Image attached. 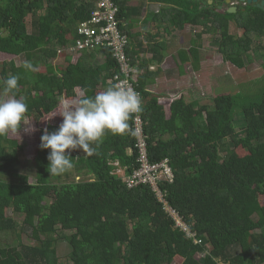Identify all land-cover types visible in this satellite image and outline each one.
Wrapping results in <instances>:
<instances>
[{
  "label": "trees",
  "instance_id": "obj_1",
  "mask_svg": "<svg viewBox=\"0 0 264 264\" xmlns=\"http://www.w3.org/2000/svg\"><path fill=\"white\" fill-rule=\"evenodd\" d=\"M98 1L0 0V53L23 59L20 65H0V91L9 74H19L17 98L27 103V118L39 122L56 112L61 99H73L77 91L93 96L115 84L119 64L113 50H77V28ZM113 1L128 37L125 56L139 71L132 82L142 99L150 162L168 160L171 169L172 178L159 184L163 202L150 185L127 184L139 167L133 116L124 133H105L96 154L73 150L74 167L58 176L48 172L43 133L26 165L19 142L0 137V259L16 248L17 264H61L67 248V264H172L177 257L182 264H264V91L255 98L243 87L238 98L220 95L211 104L184 96L172 102L168 117L147 89L153 82L148 65H161L165 57L140 61L141 54L161 45L139 43L131 51L132 26H124L143 15V5L131 9L126 0ZM148 1L161 10L150 12L146 22H160L166 30L213 31L224 62L262 60L264 68V11L244 8L232 15L219 10L224 0ZM232 25L241 36L231 33ZM199 39L179 55L194 71L201 68ZM61 56L63 69L53 64ZM25 62L36 71H26ZM73 174L78 182L62 181ZM166 206L202 243L177 226ZM24 236L35 244H25Z\"/></svg>",
  "mask_w": 264,
  "mask_h": 264
},
{
  "label": "rangeland",
  "instance_id": "obj_2",
  "mask_svg": "<svg viewBox=\"0 0 264 264\" xmlns=\"http://www.w3.org/2000/svg\"><path fill=\"white\" fill-rule=\"evenodd\" d=\"M207 1V0H205ZM223 2V0H217ZM225 1V0H224ZM262 1V0H259ZM242 0H231V3L226 5V12H228L230 7L236 6L238 11L235 13L244 12V8L252 9L251 7H245L244 4L240 3ZM209 4V2H208ZM234 4V6H232ZM212 5V4H209ZM260 10V9H259ZM224 11V10H223ZM262 11V10H261ZM233 15V14H232ZM234 25L231 26V33L236 34L237 36H241L242 32H238ZM155 33L154 31H152ZM179 35L184 34V38L178 46L176 47L179 51L188 50L192 48L191 40H197V37L200 38L201 48L199 49V56H200V70L194 71L193 68L188 65L189 62L184 63L182 62L181 66L184 68L185 76L180 77L178 75V69L174 68L175 64L172 59L167 60V66L176 74H173V77L177 78L176 81V88L177 94L179 95L182 91H184L183 95L186 96L187 100L194 98H201L198 100H203L206 104H211L212 100L220 95H232L235 97H239L241 88L244 87V90L247 94H250L251 97H260L264 91V68L262 67L263 61L256 60L253 62H248L243 59L239 60L241 66H235L230 63H226L223 60L222 54L219 52L218 47V36L215 32H209L203 34L200 32L198 28L187 27L184 33H181L180 30L177 31ZM199 34V35H198ZM180 40V38H179ZM178 40V41H179ZM194 47V46H193ZM181 54V53H180ZM177 54V57L180 55ZM23 59L16 58L10 55L0 53V65L4 62L14 61L17 65H20ZM165 60V59H164ZM54 65L64 68L65 67V59L64 56H61L54 60ZM44 67L41 66L39 71L44 73ZM175 81V82H176ZM189 90V91H188ZM167 88L161 87L159 90L160 93L166 92ZM82 95L81 92L77 91V96ZM241 96V95H240ZM8 98L5 96L4 92L0 91V99ZM76 98V97H75ZM73 99H66L71 102ZM62 100V99H61ZM61 107V102L59 103V107L56 112L46 115L42 120L39 122H35L32 118H27V125L22 124L20 130L16 132H10L9 138L17 140L19 144L23 147V151L20 154V159L23 165H26L28 162L31 163L34 160L38 143H39V136L43 133L44 128H48L50 125H59L62 122V117L57 114V111ZM55 115V116H54ZM239 153L242 155L244 151L239 149ZM91 179V177H88ZM85 180V179H84ZM63 182H78L79 179L73 176L69 178H63ZM58 183V181H55ZM262 203H264V198L262 199ZM167 212L177 221V226L180 228L183 226V223L179 216H175L170 210ZM174 215V216H173ZM23 241L27 245H34L35 241L27 236L23 237ZM208 249V248H207ZM16 248H12L9 251L8 258L6 260L0 259V264H17L16 259L14 257V252ZM69 250L67 248H63L61 252V264H67L68 258L67 255ZM203 256V255H202ZM198 259L201 256L197 257ZM183 260L177 257L172 264H182Z\"/></svg>",
  "mask_w": 264,
  "mask_h": 264
},
{
  "label": "clouds",
  "instance_id": "obj_3",
  "mask_svg": "<svg viewBox=\"0 0 264 264\" xmlns=\"http://www.w3.org/2000/svg\"><path fill=\"white\" fill-rule=\"evenodd\" d=\"M23 67L26 71H36L31 62H25ZM20 79L19 74H9L3 80V92L8 98L0 99V137L28 124V105L22 97L17 98ZM141 110L139 93L120 84L109 86L93 96L78 95L71 102L62 99L55 114L63 118L62 122L54 131L44 128L41 136V149L50 150L47 157L50 176L65 174L74 167L73 150L79 149L88 156L96 154L106 132L113 135L124 133L129 128V117Z\"/></svg>",
  "mask_w": 264,
  "mask_h": 264
},
{
  "label": "built area",
  "instance_id": "obj_4",
  "mask_svg": "<svg viewBox=\"0 0 264 264\" xmlns=\"http://www.w3.org/2000/svg\"><path fill=\"white\" fill-rule=\"evenodd\" d=\"M119 8L113 0H99L90 18L79 24L77 28V50L93 51L95 49L108 48L113 50L114 56L119 64V74L115 77V84L122 87L131 88L139 93L133 85V82L139 71L136 67H132L125 56V47L128 43V37L123 36L121 27L117 19ZM140 95V94H139ZM134 130L137 136L138 148V165L139 167L133 172L132 176L127 179L129 188L146 184L150 185L158 194L159 199L163 202V195L159 189V184L166 178H172L171 169L168 166V160L160 163H151L148 155L146 136L144 134V122L140 112L134 113ZM166 210H170L177 214L170 207L166 206ZM173 215V216H174ZM177 222V221H176ZM189 237L194 238L195 243H202L195 234L189 232V229L183 225L181 227Z\"/></svg>",
  "mask_w": 264,
  "mask_h": 264
},
{
  "label": "crops",
  "instance_id": "obj_5",
  "mask_svg": "<svg viewBox=\"0 0 264 264\" xmlns=\"http://www.w3.org/2000/svg\"><path fill=\"white\" fill-rule=\"evenodd\" d=\"M127 4L130 5V8L133 9L140 5H143V15L138 17L132 16L128 21L124 24V26H128L131 24V28L129 29L130 39L132 41L131 51L137 49L139 43L146 45L148 42L151 44H158L160 43L161 46H155L153 50H149L148 52L140 55V61L148 60V59H160V57H165L164 62L161 65H156L151 63L148 65L149 72L151 74V79L153 82L147 87L148 91L153 93L159 98L160 104L165 107L167 112V116L169 117V107L172 102L176 99H180L184 97L182 91L179 95L177 94L176 88V79L173 77L175 74L172 70L177 68L178 75L180 77L185 76V73H181L184 71V68L181 66L182 62L179 61L180 57H177V54L185 53L186 50H178L176 47L180 43V41L184 38V33L179 35L176 30L168 29L166 30L165 26L162 25L160 22H152L149 19V22L145 21L146 16L150 12H158L161 10V5L157 3H150L148 0H126ZM149 18V17H148ZM82 23V22H81ZM154 31L155 33H153ZM135 36H138V39L135 40ZM180 38V40H179ZM179 40V41H178ZM172 59L175 67L173 69H169L167 66V60ZM139 60V59H138ZM188 65H190V60L188 61ZM178 63V64H177ZM187 63V62H184ZM137 68V67H136ZM138 69V68H137ZM176 75V74H175ZM150 78V76H149ZM176 81V82H175ZM161 87L167 88L166 92L160 93L159 90ZM189 91V90H188Z\"/></svg>",
  "mask_w": 264,
  "mask_h": 264
},
{
  "label": "water",
  "instance_id": "obj_6",
  "mask_svg": "<svg viewBox=\"0 0 264 264\" xmlns=\"http://www.w3.org/2000/svg\"><path fill=\"white\" fill-rule=\"evenodd\" d=\"M245 1V0H242ZM251 1V0H250ZM255 3H258L259 0H253ZM231 0H227L226 1V5L230 4ZM209 4H213V0H209ZM225 5V6H226ZM225 6H219V10H223ZM233 6V5H232ZM254 8L260 9L262 11H264V0L260 1V4H256L255 6H253ZM238 9H236V7H230L228 10L229 14H235L237 12Z\"/></svg>",
  "mask_w": 264,
  "mask_h": 264
},
{
  "label": "bare ground",
  "instance_id": "obj_7",
  "mask_svg": "<svg viewBox=\"0 0 264 264\" xmlns=\"http://www.w3.org/2000/svg\"><path fill=\"white\" fill-rule=\"evenodd\" d=\"M240 3H242V4H244V5H256V4H260V2L258 1V3H255L253 0H245V1H242V2H240ZM234 6V5H233ZM236 7V6H235ZM236 9H237V7H236ZM238 11V10H237Z\"/></svg>",
  "mask_w": 264,
  "mask_h": 264
},
{
  "label": "flooded vegetation",
  "instance_id": "obj_8",
  "mask_svg": "<svg viewBox=\"0 0 264 264\" xmlns=\"http://www.w3.org/2000/svg\"><path fill=\"white\" fill-rule=\"evenodd\" d=\"M215 2H219V1L216 0ZM219 3H220V2H219ZM221 4H224V3H221ZM219 6H220V5H219Z\"/></svg>",
  "mask_w": 264,
  "mask_h": 264
}]
</instances>
